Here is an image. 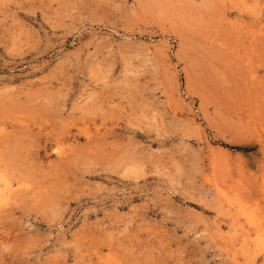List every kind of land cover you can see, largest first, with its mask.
<instances>
[{"label": "rangeland", "instance_id": "1", "mask_svg": "<svg viewBox=\"0 0 264 264\" xmlns=\"http://www.w3.org/2000/svg\"><path fill=\"white\" fill-rule=\"evenodd\" d=\"M0 264H264V0H0Z\"/></svg>", "mask_w": 264, "mask_h": 264}, {"label": "bare ground", "instance_id": "2", "mask_svg": "<svg viewBox=\"0 0 264 264\" xmlns=\"http://www.w3.org/2000/svg\"><path fill=\"white\" fill-rule=\"evenodd\" d=\"M7 189V188H6Z\"/></svg>", "mask_w": 264, "mask_h": 264}]
</instances>
